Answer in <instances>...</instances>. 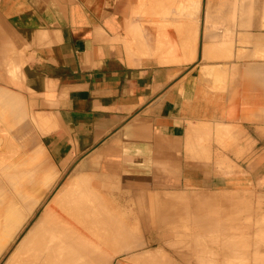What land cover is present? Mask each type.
<instances>
[{"label":"crops","instance_id":"obj_1","mask_svg":"<svg viewBox=\"0 0 264 264\" xmlns=\"http://www.w3.org/2000/svg\"><path fill=\"white\" fill-rule=\"evenodd\" d=\"M190 4L202 40L198 33L197 50L189 42L191 59L174 61L179 28L170 26ZM183 6L0 0V159L10 122L13 136L30 137L26 152L41 153L42 175L53 177L44 205L62 187H78L80 201L99 208L97 220L115 225L95 239L89 264H264V0ZM225 13L234 21L216 22ZM221 65L235 73L212 72ZM214 79L236 87L218 89ZM233 95L240 115L229 120ZM240 160L252 164L231 165Z\"/></svg>","mask_w":264,"mask_h":264},{"label":"bare ground","instance_id":"obj_2","mask_svg":"<svg viewBox=\"0 0 264 264\" xmlns=\"http://www.w3.org/2000/svg\"><path fill=\"white\" fill-rule=\"evenodd\" d=\"M163 1V0H162ZM168 1V0H166ZM155 3V2H154ZM141 4V3H140ZM153 5V3H151ZM198 5V3H197ZM147 8V7H146ZM161 9V8H160ZM134 12V11H133ZM132 12V13H133ZM151 12V11H150ZM153 12V11H152ZM141 14V13H140ZM144 14V13H142ZM206 14V13H205ZM120 15V14H119ZM208 15V14H207ZM124 16V15H123ZM216 16V15H215ZM211 19V18H209ZM208 19V20H209ZM206 20V19H205ZM175 23V22H174ZM172 24L173 28H179V30H186L188 29V27H191L189 25V23L187 22L186 24H184V21L180 20L179 22ZM191 23V22H190ZM208 23V21H207ZM211 23H214L211 21ZM158 24V23H157ZM160 24V23H159ZM168 24V23H167ZM170 24V23H169ZM174 25V26H173ZM193 25V24H192ZM166 26V25H165ZM168 26V25H167ZM130 27V26H128ZM134 27V26H133ZM163 27V25H162ZM193 27V26H192ZM195 27V25H194ZM131 28V27H130ZM136 29V27H134ZM177 28V29H178ZM138 29V28H137ZM120 30H122L120 28ZM134 30V29H133ZM133 30H127L128 32H130V34L133 36L136 33V31L133 32ZM139 31V29H138ZM122 32V31H121ZM124 32V31H123ZM122 32V33H123ZM133 32V33H132ZM141 31H139V35L142 37ZM118 33V32H117ZM135 33V34H134ZM129 34V35H130ZM138 34L136 35L139 36ZM139 36V37H140ZM180 36V35H179ZM182 39L179 38V46L180 48H182V50L180 51V53H182V55H184L185 57H182V59L184 60H189L191 59L192 55L189 57L188 55V51H185L187 45H188V36L186 33H184L182 35ZM197 36V35H196ZM21 37V36H20ZM131 37V36H130ZM134 37V36H133ZM164 37H162L163 39ZM24 39V38H23ZM134 39H136L134 37ZM142 38H138L136 40H140ZM149 41L151 42L150 38H148ZM161 39V40H162ZM134 40V42H138ZM160 40V42H161ZM166 40V39H164ZM163 40V41H164ZM122 42V41H121ZM143 39L141 42V45L143 43ZM148 42V41H147ZM178 42V41H177ZM138 44V43H137ZM140 44V42H139ZM138 44V49L139 48H146L145 44L143 43L144 47H140V45ZM126 46V45H125ZM134 46L136 47L135 43ZM136 47V48H137ZM205 47V46H204ZM126 48V47H125ZM133 48V47H132ZM188 48V47H187ZM204 49V48H203ZM191 50V49H190ZM206 50V49H205ZM144 51V50H143ZM148 51V50H146ZM145 52V51H144ZM191 52V51H190ZM189 52V53H190ZM12 53V52H11ZM132 53V52H131ZM146 53V52H145ZM9 54V53H8ZM139 54V53H138ZM147 55H149L148 53H146ZM187 54V55H186ZM191 54V53H190ZM11 55V54H10ZM134 55V53L132 54ZM137 56V53L136 55ZM170 56V55H169ZM172 56V55H171ZM176 56V55H174ZM208 56V54H207ZM8 57V56H7ZM138 57V56H137ZM164 58H170L172 60V57H164ZM162 58V59H164ZM161 59V58H160ZM160 59L158 60L159 63ZM169 59V60H170ZM181 57L179 56V58H174L173 60H182ZM157 61V62H158ZM164 62V60L162 61ZM166 62H168V59L166 60ZM177 62V61H176ZM16 76V75H15ZM21 76V75H20ZM6 98V97H5ZM8 100H10L8 98ZM7 103V100L4 101V103ZM5 103V104H6ZM10 103V102H9ZM8 105V103L6 104ZM10 106V105H9ZM8 107V106H7ZM6 107V109H7ZM11 110V108H9ZM8 109V110H9ZM14 109V108H13ZM12 109V110H13ZM6 110V111H8ZM11 110V112H12ZM15 110V109H14ZM3 111V110H2ZM5 111V109H4ZM16 111V110H15ZM19 111V110H18ZM10 112V111H9ZM3 113V112H2ZM6 113V112H5ZM18 113V112H17ZM8 114V113H7ZM12 114V113H11ZM1 115V114H0ZM9 115V114H8ZM15 115V114H14ZM4 116V115H1ZM11 116V115H10ZM16 116V115H15ZM9 117V116H8ZM6 117V118H8ZM5 118V117H4ZM19 120L20 117L18 116ZM3 119V117H2ZM13 119V118H12ZM18 121V119H16ZM21 122V121H20ZM11 124V123H10ZM9 126V125H8ZM7 126V127H8ZM37 126V125H36ZM10 127V126H9ZM1 130V129H0ZM5 132V131H4ZM23 133V132H22ZM27 133V132H25ZM3 134V133H2ZM28 134V133H27ZM26 135V134H25ZM4 136V135H2ZM8 137V136H7ZM5 136V138H7ZM19 137V136H18ZM21 137V135H20ZM28 136H26L27 138ZM4 138V139H5ZM10 138V136H9ZM25 138V137H24ZM25 138V139H26ZM4 139L1 140L4 142ZM20 139V138H19ZM30 139V137L28 138ZM27 139V140H28ZM10 140V139H9ZM23 140V139H22ZM13 141V140H11ZM29 141V140H28ZM2 142V143H3ZM23 144H25V142H27L25 140L22 141ZM7 143V140H6ZM20 143V142H19ZM28 143H26L27 145ZM7 146V145H6ZM12 146V144H11ZM25 147V146H24ZM27 147V146H26ZM35 147V146H34ZM32 147V148H34ZM8 149V148H7ZM15 149V147H14ZM14 151V150H13ZM30 151V150H29ZM35 151H32V153ZM31 153V152H30ZM31 153V154H32ZM10 154V153H9ZM30 155V154H29ZM29 159V158H28ZM19 160V159H18ZM36 162V161H35ZM17 163V162H15ZM22 164V162H18L17 164ZM13 164V163H12ZM26 164V162L24 163ZM34 164V162H33ZM28 165V164H26ZM16 164H15V168H16ZM20 166V165H19ZM18 166V167H19ZM24 166V165H23ZM21 166V167H23ZM29 166V165H28ZM32 165H30L31 167ZM13 167V166H12ZM14 168V167H13ZM19 171V170H18ZM17 171V172H18ZM26 171V169H25ZM3 172V171H1ZM22 172V171H21ZM14 173V172H13ZM4 175H6L5 173H1ZM9 174V173H8ZM7 174V175H8ZM20 174V172H19ZM41 174V173H40ZM12 175V174H11ZM2 176V175H1ZM13 176V175H12ZM6 177V176H4ZM44 177V178H43ZM43 179H46L44 181L46 182H51L53 181V177H49V175H45L42 176ZM12 179V183L14 182L13 179L14 178H10ZM9 179V181H10ZM71 179V178H70ZM31 180V179H30ZM42 180V179H41ZM72 180V179H71ZM10 181V182H11ZM23 181V178H22ZM22 181L20 183H22ZM26 181V180H25ZM44 181L42 180V184L44 183ZM27 182V181H26ZM45 182V183H46ZM70 182V181H69ZM44 183V184H45ZM74 183V182H72ZM19 184V181L18 183ZM30 184V183H29ZM31 185V184H30ZM39 185V184H38ZM19 185H16V187H18ZM37 186V185H35ZM15 187V188H16ZM32 187V186H31ZM37 188V187H36ZM78 188V187H77ZM77 188H75L77 191ZM60 189V188H59ZM19 188L17 189L16 193L18 192ZM40 191V189H38ZM73 190V189H72ZM80 190V189H79ZM22 191V190H21ZM27 191V190H25ZM23 191L21 193V199H23L24 197L28 196V194H25ZM30 191V190H29ZM43 191V188H42ZM75 191H69L68 187H62L59 191H57L54 195L53 200L48 203L47 205H44L40 216L34 221L26 226L25 231L19 236V238L17 240H15L16 242L14 243V245L11 247V249L9 250L7 256L5 257L4 261L2 264H89L92 262L93 260V255L94 253L98 250V248L100 246H98L97 242L95 241V239H98L99 237L101 238V240L105 239L103 237H108V233H110V229H112L113 227H115V225H112L111 223H107L104 222V224H102V222L97 220L98 215H97V209H93V207L91 205H85L83 202H81L83 200V196L82 193L78 194ZM81 191V190H80ZM28 192V191H27ZM31 192V191H30ZM33 192V191H32ZM14 193V192H13ZM36 193V192H35ZM40 193V192H39ZM38 193V194H39ZM18 194V193H17ZM16 194V196H17ZM20 194V191H19ZM23 194V195H22ZM24 194L26 196H24ZM32 194V193H30ZM34 195V194H33ZM36 195V194H35ZM41 195V194H39ZM39 195L38 198H34L33 201H29L26 202L27 199L22 200L25 201V203L23 202V205L21 206V209H15L14 205L12 206V204H8V210L7 207H3L4 209L6 208L7 212L1 213L0 216V252L5 248V246H7L10 241H12L16 234L18 233V231H20V229L22 228V226L24 225L25 222L29 221L28 219L30 218V216L32 215L35 207H36V203H38L37 201L39 200ZM24 196V197H23ZM30 196V195H29ZM32 196V195H31ZM19 197V196H18ZM29 198V197H28ZM31 198V197H30ZM42 198V197H41ZM20 200V198H18ZM35 200V201H34ZM81 200V201H80ZM89 200V199H88ZM8 201V200H7ZM87 201V200H86ZM9 202V201H8ZM89 202V201H87ZM7 203V202H6ZM6 203H4V206L6 205ZM10 203V202H9ZM168 203V202H167ZM2 204V203H1ZM3 205V204H2ZM17 205V204H16ZM15 205V206H16ZM7 206V205H6ZM95 206V205H94ZM2 207V206H1ZM0 207V210H1ZM11 207V209H10ZM3 209V210H4ZM5 210V211H6ZM36 211V210H35ZM100 211V210H99ZM101 215V214H100ZM102 216V215H101ZM104 217V216H103ZM106 218V216H105ZM110 218V217H109ZM102 219V217H101ZM107 219V218H106ZM105 219V221H107ZM112 219V218H111ZM110 219V220H111ZM109 220V219H108ZM104 221V220H103ZM110 222V221H108ZM114 222V221H113ZM116 222V221H115ZM112 225L113 227L109 228V225ZM115 224V223H114ZM123 230V229H122ZM120 231V230H119ZM118 231V232H119ZM116 233L117 237L119 236V233ZM115 232H113L114 234ZM121 233V231H120ZM123 233V232H122ZM103 236V237H102ZM111 236V235H110ZM130 236V235H129ZM127 236V237H129ZM115 237V236H114ZM126 237V236H125ZM110 238V237H109ZM108 238V239H109ZM120 238V237H118ZM107 239V240H108ZM114 239V238H113ZM121 239V238H120ZM128 239V238H127ZM100 240V239H99ZM97 240V241H99ZM100 240V241H101ZM106 240V241H107ZM111 240V239H110ZM105 241V242H106ZM116 241V240H115ZM119 241V239H118ZM128 241V240H126ZM197 241V240H196ZM109 242V241H108ZM124 242V241H123ZM201 241H199L198 243H200ZM100 243V242H99ZM102 243V242H101ZM107 243V242H106ZM118 243V242H117ZM126 243V242H124ZM129 241L126 243L128 244ZM104 243H102L103 245ZM110 244V243H109ZM115 244V243H114ZM119 244V243H118ZM122 244V243H121ZM10 245V244H9ZM117 245V244H115ZM114 245V246H115ZM131 245V244H129ZM200 245V244H199ZM105 246V244L103 245ZM123 246V245H122ZM125 246V245H124ZM106 247V246H105ZM112 247V244L110 245V248ZM117 247V246H116ZM115 247V249H116ZM121 247V245L119 246ZM128 247V245L126 246ZM125 247V249H126ZM130 247V246H129ZM203 247V246H200ZM124 248V247H123ZM118 249V248H117ZM132 249V248H131ZM151 249V248H150ZM105 250V249H102ZM111 250V249H110ZM119 250V251H118ZM117 251L120 252V250L122 249H118ZM100 251V250H99ZM106 251V250H105ZM104 251V252H105ZM115 251V250H114ZM113 251V252H114ZM107 252V251H106ZM124 252V251H123ZM137 252V251H136ZM142 252V251H140ZM108 254V253H107ZM115 254V253H114ZM133 255V254H132ZM141 255V254H140ZM143 256V255H142ZM132 258V256H130ZM145 257V256H144ZM143 257V260H144ZM206 257V256H205ZM124 258V256H123ZM126 258V257H125ZM142 258V257H141ZM127 259V258H126ZM130 259V258H129ZM140 259V258H139ZM147 262L149 261L146 260ZM145 261V262H146ZM135 262V261H134ZM144 262V261H143ZM155 262V261H154ZM150 263V262H149ZM144 264V263H141ZM156 264V262H155Z\"/></svg>","mask_w":264,"mask_h":264},{"label":"rangeland","instance_id":"obj_3","mask_svg":"<svg viewBox=\"0 0 264 264\" xmlns=\"http://www.w3.org/2000/svg\"><path fill=\"white\" fill-rule=\"evenodd\" d=\"M183 1L184 0H182V6H183ZM191 4L188 7H184V6L183 7L187 10L191 6ZM246 18L247 17H245V19ZM180 20L184 21V24H186L188 22L191 27H188L187 31L186 30H183V31L182 30H179V35H180L179 38L182 39V37H183L182 35L184 33H186L187 35H189L188 36V39H190L189 41H187L188 44L190 42V47H191L192 44H193V40H194V46H195V48L197 50V46H198V33L199 34L201 33V40H202V31H200V29H202V28L201 27H198L199 19H198L197 15L194 16L192 10H190V13L187 10V15L185 17H183V18H180L179 21ZM215 20L218 23L221 22L222 24L227 25V24H230L231 22L234 21V16L230 15L229 13L228 14L225 13V14L221 15L220 17H216ZM212 22H214V21H212ZM175 23H177V22H175ZM175 23H174V25H175ZM194 25H195V27H194ZM170 27H172V25ZM149 28L155 29V27H149ZM155 33L156 32L148 33V35L150 37L151 35H155ZM165 34L166 33L164 32L163 33V36ZM193 35H194V39H192V36ZM154 38L155 37H153V40H154ZM164 38L166 39V35L164 36ZM150 39H152V38H150ZM223 39L224 40H227L228 39V44L229 45H231V44L234 43L232 41V38H231L229 32L228 33H225V36L223 37ZM164 44L166 45V42ZM200 45H201V42H200ZM187 47H186L185 50H189V45H187ZM231 49L232 48H229V47L228 48L227 47L223 48L222 49L223 52H221L223 54L222 57H224L226 59L227 58L230 59V57L232 55L231 54ZM181 50H182V48H180V51ZM212 50L214 52H216V51H219L220 52L221 51V49H218V50L217 49H212ZM219 55H221V54H219ZM180 57L182 59V57H185V56L182 55V53H180ZM181 61H187V60L182 59ZM228 68H229V65L215 66V67H213L212 72L213 73L214 72L217 73L216 75H218V73H220V72H224V73L225 72H231L232 74L235 73V70L234 69L233 70H230ZM211 82H212V86L213 87H217L218 89L221 88V86H223L222 83L224 84V87H225L226 82L229 83V85H230L231 88H235L236 87V80L235 79H229L228 81L225 80V79H214ZM245 86H246V84H245ZM236 97L237 96H235V95L229 97L230 98V106H229L230 107V110L227 113V117H228L229 120L230 119H233L234 117L240 115L239 114V111H238V108L239 107L237 106V104H239V103L234 102V100H235ZM250 97H251L250 95H247L246 98H245V100L246 101L247 100H250ZM238 100H240V99L238 98ZM231 101H233V102L231 103ZM244 116L247 117V119L250 120L251 112H250V109L249 108H246V110H244ZM13 129H14V126H12V124H10V122H5V129H4L5 132H4L3 139L5 138V136L6 137L8 136V137L4 139V143H3L4 158L3 159H0V207L2 206L1 207V210H0V216H1V213H3V211H4V213L7 212L8 206H9L8 204H12L13 203L12 206L14 204L15 205L17 204L16 206L14 205V208L16 210L17 209H21V206L23 205V202L25 203V201H22V200L27 199L26 202L33 201L34 198L35 199L38 198L37 195H39V194H41V195H39V200L37 201L38 203H36V207H35L32 215L28 219L29 221H27V222L24 223V225L22 226V228L20 229V231H18V233L16 234L15 238L12 241H10V243H9L10 245L8 244L7 246H5V248L0 252V264L3 263V261H4L5 257L7 256L9 250L11 249V247L16 242L15 240H17L19 238V236L25 231L26 226H28L31 223V221L34 222L40 216L41 210H42V208L44 206V201H43V199H41V197L44 194V190H45L44 188H46L52 182V181L51 182H46V181H44L46 179H43L44 177L42 178V176H45V175H42V173L44 172V168H45V164L46 163H45L44 159L42 158L41 153L40 152H35V153H32V154L29 155L26 152V151H28V148L27 147L28 146H33V145H31L28 142L29 139H28V137L26 138L27 135H25L23 137L22 136L21 137H15L11 133ZM9 136H10V138H9ZM22 139L24 140V142H25V140L27 142H25V144H23V142H22L23 140ZM6 140H7V143H6ZM11 140H13V141H11ZM26 143H28V144L26 145ZM11 144H12V146H11ZM14 147H15V149H14ZM19 161L22 162V164H20V163L17 164ZM15 162H17V163H15ZM25 162L29 166L26 165V164H24ZM33 162H34V164H33ZM15 164L17 165L16 168H15ZM251 164H252V162L250 160H240V161H232V164L231 165L234 166V167H237V168H242V167L243 168H247L248 166L250 167ZM30 165H32V166L30 167ZM21 166H23V167H21ZM25 169H26V171H25ZM1 171H3V172H1ZM19 172H20V174H19ZM1 173H5V174L6 173L7 174L9 173V174L8 175L7 174L4 175V176H6V177H4L3 174H1ZM11 177L14 178L13 179V181H14L13 183L11 181L12 179H10ZM49 177H51V176L49 175ZM22 178H23V181H22ZM9 179H10L11 182L9 181ZM41 179L44 181V183L45 182L46 183L45 184L44 183L42 184V180ZM18 181H19V184H17ZM21 181H22V183H20ZM16 185H19V186L16 187ZM35 185H37V186H35ZM18 188H19V190H18V192H17L18 194H17L16 191H17ZM42 188H43V191H42ZM38 189H40V191ZM25 190H27L28 192L25 191ZM19 191H20V194H19ZM23 191H25L24 192L25 194H28V193L29 194H28V196H26L24 194V196H26V197L23 196L24 198L21 199L22 198L21 197V193ZM30 193H32V194H30ZM16 194H17V196H16ZM18 198H20V200ZM4 203H6L7 206L6 205L4 206ZM3 207H7V210H6V208L4 209ZM10 209H11V207H10ZM260 236H261L260 243L261 242H264V239H262V237H264V233L261 232L260 233Z\"/></svg>","mask_w":264,"mask_h":264}]
</instances>
